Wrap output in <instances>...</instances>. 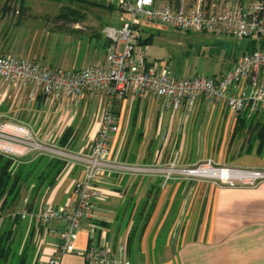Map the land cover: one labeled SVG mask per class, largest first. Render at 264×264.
Instances as JSON below:
<instances>
[{
  "label": "crops",
  "instance_id": "crops-1",
  "mask_svg": "<svg viewBox=\"0 0 264 264\" xmlns=\"http://www.w3.org/2000/svg\"><path fill=\"white\" fill-rule=\"evenodd\" d=\"M75 30L80 31L79 26L65 31L77 39L80 36ZM90 37L100 34L91 30ZM102 37L100 56L94 55L80 68H74L72 63L66 64L71 68L63 69L82 70L94 63L102 64L109 45ZM87 57L85 53L78 59ZM69 59L62 58L67 63ZM3 86L0 115L8 99L13 104L27 105L23 121L15 120L12 126L26 127L42 142L71 153L89 152L105 104L101 94L84 95L79 101L52 97L31 101L27 91L15 89L16 94L8 95L13 87ZM115 114L118 132L111 139V160L166 167L171 156L180 153L175 163L181 168L212 159L219 167L264 171V144L259 147L256 133L251 140L250 133H235L237 117L220 104H206L200 99L189 110L184 103L180 110L172 111L154 97H133L120 103ZM255 118V124H264V112ZM62 139L64 144H60ZM22 159L29 164L35 157L26 155ZM62 162L65 165L55 184L35 196L36 210L30 217L48 206H73L72 187L82 177L83 167L72 160ZM95 185L100 198L93 203L92 218L84 220L76 234V251L64 255L60 264H85L82 253L94 243L110 250L124 247L130 264H264V181L221 188L211 180L176 177L165 182L157 176L103 173ZM30 217L24 224H29L35 244L34 263L46 264L59 244L60 224L54 221L49 227H39Z\"/></svg>",
  "mask_w": 264,
  "mask_h": 264
},
{
  "label": "built area",
  "instance_id": "built-area-1",
  "mask_svg": "<svg viewBox=\"0 0 264 264\" xmlns=\"http://www.w3.org/2000/svg\"><path fill=\"white\" fill-rule=\"evenodd\" d=\"M110 1L127 18L118 28H107L103 32L109 45L102 64L65 70L0 54V83L27 91L31 101L40 96L79 101L84 95L95 94L103 95L105 100L99 129L87 154L48 147L35 140L23 126H10V131L0 136V154L6 157L32 154L35 158L72 160L83 167L82 177L72 187L71 208L48 206L33 215L39 227H49L54 221L60 224L59 244L46 264H60L64 255L76 251V234L82 229L83 221L92 218L93 203L100 198V190L95 185L100 174L157 176L165 182L176 177L208 178L199 174L203 170L240 174L211 177L221 188L252 186L264 181V171L219 167L210 160L205 165L181 168L173 161L160 167L110 159L111 139L118 132L115 109L133 97H154L172 111L180 110L184 103L189 110L197 100L203 99L206 104H220L236 117L246 119L264 111V48L260 46L264 39V0ZM145 25H159L184 33L226 35L239 41L251 39L256 41V48L242 54L231 69L219 77H176L167 69L157 67L143 50H135ZM1 226L0 213V229ZM82 255L85 264H130L124 247L110 250L94 243Z\"/></svg>",
  "mask_w": 264,
  "mask_h": 264
},
{
  "label": "rangeland",
  "instance_id": "rangeland-1",
  "mask_svg": "<svg viewBox=\"0 0 264 264\" xmlns=\"http://www.w3.org/2000/svg\"><path fill=\"white\" fill-rule=\"evenodd\" d=\"M23 3L25 8L23 14L26 16L19 19L17 12L20 10V0H0V54L27 59L52 68H71V66L66 67V64L72 63H74V68L85 66L94 59V55L100 56L103 53L101 31L104 32L107 28H118L127 18L110 0H24ZM5 8L7 9L6 14L10 16L3 14L2 10ZM73 26L80 28V31L75 30L74 32L80 36L77 39L65 31L72 29ZM146 28V31H142L145 33H141L139 39L144 41L150 35L152 36L151 42L147 46L137 44L135 50H143L157 67L167 69L176 77L224 75L241 56L247 45V41H239L226 35L184 33L159 25ZM91 30L99 32L100 37H90ZM85 53L88 57L80 61L78 58ZM64 56L69 57L71 61L64 62L62 60ZM75 58L77 62H74ZM3 85L5 84L0 83V86ZM8 92V95L14 94L15 88L9 89ZM26 107L27 105L24 106L23 102L11 103V99L3 103L0 115V136L4 134V131H10L13 127L11 122L23 121L21 117L27 111ZM257 120L253 119L248 125H255ZM249 127H247L248 130ZM247 128L241 131L244 135L249 133ZM34 137L35 140L42 142L36 135ZM241 137L243 138V135ZM263 138L264 133L260 132L256 137L257 143L260 144ZM42 143L48 147L60 148L49 142ZM30 157L33 155L30 154ZM171 157V162H176L180 153L173 154ZM22 158L24 156L16 157V159H21L18 161L27 163ZM208 160L213 162L212 159ZM204 163L196 166L205 165ZM194 177L191 179L209 182L212 179L211 177ZM30 186L23 184L19 199L14 203L9 202L10 204H7L5 209H0L2 229L12 224L14 241L12 252L14 253L16 249L17 253L15 257H10L7 264H13V261L19 259L26 246L28 264H35L34 260L37 255L35 244L30 234L29 224H24L30 221L28 217L36 210V198Z\"/></svg>",
  "mask_w": 264,
  "mask_h": 264
},
{
  "label": "trees",
  "instance_id": "trees-1",
  "mask_svg": "<svg viewBox=\"0 0 264 264\" xmlns=\"http://www.w3.org/2000/svg\"><path fill=\"white\" fill-rule=\"evenodd\" d=\"M24 0H20V10L17 12L18 18L21 19L23 14V3ZM7 8V7H6ZM3 9V14L5 15L7 13V9ZM146 27L148 25L143 26L142 31H146ZM150 27V26H149ZM145 33V32H142ZM152 36H148L147 39L144 41H140L138 39V46L139 45H148L151 42ZM247 41V47L246 51L243 52H252L256 48V41L255 40H242ZM260 46L264 48V39L261 41ZM241 54V55H242ZM42 97V96H40ZM40 97H38V100H40ZM264 112V111H262ZM259 114V113H258ZM256 114V115H258ZM252 116L249 119H246L245 116H238L237 120L239 123V126L237 127V130L235 133L241 132L243 129H246L249 127V130L247 128V131L250 133L249 140L252 137L254 133L257 132V136H259L260 132L264 133V125L263 124H245L251 123L255 116ZM247 125V126H246ZM256 136V137H257ZM254 137V138H256ZM259 147L263 146L264 144V138L260 140ZM65 140L62 139L60 144H64ZM15 158H9L5 155L0 154V209H5L7 204L14 203L19 199V193L21 186L23 184L26 185H33L32 192L33 196H37L38 192L41 189H49L51 188L60 173L62 172L65 163L58 159H49L46 156H39L36 157L33 161H31L29 164L22 163L21 161L13 160ZM10 202V203H9ZM16 220V219H15ZM16 223V221H14ZM132 238L130 237L129 243L131 242ZM13 229L12 224L8 225L6 228L0 229V264H7L8 260L11 256H14L17 254L16 249L14 253L12 252V243H13ZM27 247V246H26ZM25 247L22 255L19 256V259H13V264H28V260L26 258V254L28 249Z\"/></svg>",
  "mask_w": 264,
  "mask_h": 264
},
{
  "label": "bare ground",
  "instance_id": "bare-ground-1",
  "mask_svg": "<svg viewBox=\"0 0 264 264\" xmlns=\"http://www.w3.org/2000/svg\"><path fill=\"white\" fill-rule=\"evenodd\" d=\"M199 174L200 175H202V176H207V177H218V176H220V174L224 177V176H228V177H232V176H234V177H236V176H238V175H240V174H238V173H232V172H226V171H222L221 173L219 172H215V171H209V170H203V171H201V172H199Z\"/></svg>",
  "mask_w": 264,
  "mask_h": 264
}]
</instances>
